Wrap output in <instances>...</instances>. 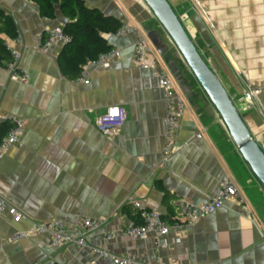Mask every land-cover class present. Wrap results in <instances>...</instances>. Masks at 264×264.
<instances>
[{
    "label": "crops",
    "instance_id": "1",
    "mask_svg": "<svg viewBox=\"0 0 264 264\" xmlns=\"http://www.w3.org/2000/svg\"><path fill=\"white\" fill-rule=\"evenodd\" d=\"M129 24L123 34H105L120 51L108 67L89 62V83L62 71L59 54L66 41L48 52L38 35L64 27L61 6L56 17L41 15L30 0H0L17 21L21 66L28 80L10 77L0 66V109L26 120L19 143L0 158V195L19 208V222L0 214V264H91L92 247L150 264H264V188L238 154L219 113L144 0H85ZM229 94L237 102L254 137L264 147V0H169ZM133 26L155 31L168 50L147 49L149 68L135 60ZM163 62L175 77L186 108L176 138L177 151L162 161L167 107L158 82ZM260 88L255 106L240 97ZM113 105L127 109L116 134L97 129L98 116ZM202 132V137L197 134ZM232 174L244 200H228L206 217L188 224L178 218L185 202L209 201ZM132 200L158 211L171 224L164 236L154 231L134 239L122 230L134 213ZM61 219L74 234L82 222L102 221L87 237L88 246H51L36 224ZM28 236L12 241L17 232ZM112 232L110 239L107 235ZM97 264H117L100 258Z\"/></svg>",
    "mask_w": 264,
    "mask_h": 264
},
{
    "label": "built area",
    "instance_id": "2",
    "mask_svg": "<svg viewBox=\"0 0 264 264\" xmlns=\"http://www.w3.org/2000/svg\"><path fill=\"white\" fill-rule=\"evenodd\" d=\"M128 28L129 24L123 21V25L118 31V34L125 33ZM132 28L136 35L135 60L141 67L149 68L150 64L148 63L147 57V49L151 44L149 36L138 26H133ZM61 40L66 42L70 40V36L64 32L63 27H57L54 30H46V32L38 35L37 47L42 52H48L53 43ZM16 41L22 42V36L20 34L16 37ZM5 44L11 50L12 55L11 60L5 66L6 70L11 78L26 82L28 80V75L24 72L21 66V49L15 48L8 40L5 41ZM119 56L120 51L116 48H112L111 50L100 54L99 57L96 60L91 61V63L108 67L111 64V61ZM155 63L160 64L158 69V82L163 89L164 101L167 107L165 146L162 152V161L167 162V160L178 149L176 138L186 104L172 72L163 62L156 61ZM86 68L85 65L81 71L79 79L85 83H89L90 80L88 79ZM260 91L261 90L258 87H251L240 97V101H245L247 102L248 107H253L258 100ZM126 118L127 109L122 105H113L108 107L106 111L98 116L96 126L97 129L103 133L116 134L124 125ZM219 119L223 123L220 116ZM2 124H8L9 129L0 139V158L10 146L20 142L27 126L26 120L23 117L13 113L3 112L0 109V126ZM202 136V132L197 134V137ZM231 199L242 202L244 200V195L241 192L236 178L232 174H228L208 202L203 204H196L191 201L185 202L184 211L178 219L185 223L192 224L201 218L206 217L213 210L224 206L225 203ZM132 207L139 213L141 222L137 223L135 220H132L122 231L134 239L145 238L151 231L156 232L158 236H164L168 234L173 227L176 228L179 224L178 220L175 221L174 224H171L158 211L148 208L139 200H132ZM5 211H8L16 222H19L24 217L23 212L19 208L10 204L0 195V214ZM101 224L102 221L93 222L90 219H84L82 222L83 232L81 234H74L69 230V227L64 220L52 219L38 222L36 224V233H48L51 239V246L54 247L73 244L82 248L88 246L87 237L94 234L95 231L100 228ZM27 236V232H17L12 237V241H19ZM113 236L114 233L110 232L107 235V238L110 239ZM92 251L96 257L92 259L91 264H97L100 258L106 257L112 258L117 264H150L149 262L139 261L129 257L117 256L108 250L99 247H92Z\"/></svg>",
    "mask_w": 264,
    "mask_h": 264
},
{
    "label": "water",
    "instance_id": "3",
    "mask_svg": "<svg viewBox=\"0 0 264 264\" xmlns=\"http://www.w3.org/2000/svg\"><path fill=\"white\" fill-rule=\"evenodd\" d=\"M144 1L180 51L186 64L218 111L230 139L249 166L252 174L264 188V147L254 137L235 100L229 94L218 74L201 54L170 1ZM148 36L157 50L161 54H165L168 47L159 34L150 31ZM173 74L178 78L177 69H173Z\"/></svg>",
    "mask_w": 264,
    "mask_h": 264
},
{
    "label": "trees",
    "instance_id": "4",
    "mask_svg": "<svg viewBox=\"0 0 264 264\" xmlns=\"http://www.w3.org/2000/svg\"><path fill=\"white\" fill-rule=\"evenodd\" d=\"M30 1L36 2L41 15L48 18L56 17V6L59 4L69 18L63 30L70 36V40L59 54V63L62 71L71 78H78L85 65L113 48L104 35L118 33L123 25L120 18L107 15L97 7L89 6L85 0ZM0 33L11 37H16L18 34L16 18L2 5H0ZM11 58V50L5 44L4 36L0 35V66L5 67ZM8 129V124L0 126V139ZM131 217L137 223L141 222L136 210Z\"/></svg>",
    "mask_w": 264,
    "mask_h": 264
},
{
    "label": "rangeland",
    "instance_id": "5",
    "mask_svg": "<svg viewBox=\"0 0 264 264\" xmlns=\"http://www.w3.org/2000/svg\"><path fill=\"white\" fill-rule=\"evenodd\" d=\"M44 32H46V31H44ZM44 32H42V33H44Z\"/></svg>",
    "mask_w": 264,
    "mask_h": 264
}]
</instances>
